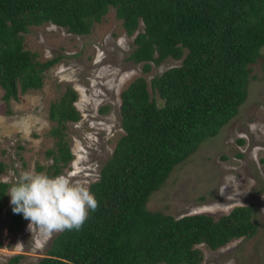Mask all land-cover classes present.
<instances>
[{
  "label": "trees",
  "instance_id": "16d2710c",
  "mask_svg": "<svg viewBox=\"0 0 264 264\" xmlns=\"http://www.w3.org/2000/svg\"><path fill=\"white\" fill-rule=\"evenodd\" d=\"M108 7L132 36L127 58L140 62L142 73L119 91L122 132L88 183L97 209L89 210L79 230L55 233L33 264H198L199 243L215 249L254 233L252 207L235 205L217 217L173 216L145 203L176 164L236 114L249 64L264 44V0H0L1 97L16 100L41 87L45 70L58 59L40 60L24 48L29 26L51 22L84 34ZM165 58L179 61L147 80L151 64ZM75 99L67 85L49 101L53 145L44 153L50 162L35 164L36 171L55 176L71 159L65 126L80 116ZM4 167L0 159V173ZM9 186L0 179V210ZM12 208L9 198V233L27 221Z\"/></svg>",
  "mask_w": 264,
  "mask_h": 264
},
{
  "label": "rangeland",
  "instance_id": "374dc122",
  "mask_svg": "<svg viewBox=\"0 0 264 264\" xmlns=\"http://www.w3.org/2000/svg\"><path fill=\"white\" fill-rule=\"evenodd\" d=\"M23 46L37 59H58L45 70L41 87L20 93L16 100L5 101L0 88V159L5 165L0 179L10 182L21 171L50 162L44 153L53 145L47 132L48 103L70 85L80 116L66 123L72 157L58 174H78L76 178L88 185L122 132L119 91L142 73L140 62L127 58L132 36L125 34L113 7H108L84 34L51 22L31 25L23 33ZM178 61L165 58L143 75L148 80ZM249 67L246 95L236 114L176 164L145 203L149 210L173 216L205 212L217 217L235 205L252 207L254 233L215 249L199 243L198 264H264V44ZM9 198L0 210V264H33L53 236L42 242L29 230L28 220L19 231L9 233ZM17 253L20 256L10 261Z\"/></svg>",
  "mask_w": 264,
  "mask_h": 264
},
{
  "label": "clouds",
  "instance_id": "9594fccd",
  "mask_svg": "<svg viewBox=\"0 0 264 264\" xmlns=\"http://www.w3.org/2000/svg\"><path fill=\"white\" fill-rule=\"evenodd\" d=\"M78 174L49 176L35 169L23 170L12 181L7 194L14 213H22L28 228L42 242L65 230H79L89 210L98 202Z\"/></svg>",
  "mask_w": 264,
  "mask_h": 264
}]
</instances>
